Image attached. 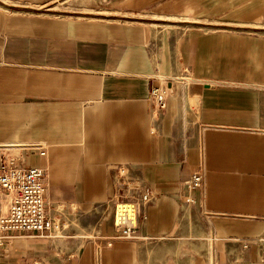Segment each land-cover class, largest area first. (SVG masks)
I'll use <instances>...</instances> for the list:
<instances>
[{
	"label": "crops",
	"instance_id": "obj_1",
	"mask_svg": "<svg viewBox=\"0 0 264 264\" xmlns=\"http://www.w3.org/2000/svg\"><path fill=\"white\" fill-rule=\"evenodd\" d=\"M0 157L42 169L67 223L0 264H264V0H0Z\"/></svg>",
	"mask_w": 264,
	"mask_h": 264
},
{
	"label": "built area",
	"instance_id": "obj_2",
	"mask_svg": "<svg viewBox=\"0 0 264 264\" xmlns=\"http://www.w3.org/2000/svg\"><path fill=\"white\" fill-rule=\"evenodd\" d=\"M168 82L152 86L150 101L154 108L163 111L166 108L170 88ZM42 154V152H41ZM118 190L129 189L136 194L142 203H150L154 196L148 186L137 184L125 166L116 169ZM45 173L40 168H25L15 160H3L0 157V196L7 198V206L3 211L0 205V246L12 234L30 233L41 238H53L56 233L66 229L67 223L58 214L51 216L46 208L44 198ZM188 192L186 202L191 203L190 194L203 187L201 173H194L184 182ZM59 214L63 206H58ZM136 231L130 225L115 228V233L106 245L111 246L113 240H135ZM97 252H101L98 248Z\"/></svg>",
	"mask_w": 264,
	"mask_h": 264
},
{
	"label": "rangeland",
	"instance_id": "obj_3",
	"mask_svg": "<svg viewBox=\"0 0 264 264\" xmlns=\"http://www.w3.org/2000/svg\"><path fill=\"white\" fill-rule=\"evenodd\" d=\"M205 15V18H204V20H205V26H204V28H203V31H207V32H210L211 31V25L208 23V22H210L211 21V14L210 13H208V14H204ZM248 31V30H247ZM186 74V73H185ZM181 82H183L184 84H187V83H189V80H185V79H180L179 77H176L175 79H173L172 81H171V83H176V84H178V85H181L180 83ZM182 83V85H184ZM159 85H163L164 86V82H160L159 83ZM167 86H168V83H167ZM168 96H169V94H168ZM127 191H131V190H129V189H122L121 191H120V196L121 197H124L125 195H126V193H127ZM125 192V193H124ZM132 192V191H131ZM45 198V197H44ZM46 203V202H45ZM46 208H47V204H46ZM47 211H48V208H47ZM62 212H65V209H63L62 210ZM59 216H61L62 214L60 213H57ZM51 216H54V215H51ZM64 223H65V220L63 219L62 220ZM25 234H30V233H25ZM30 235H32L34 238V240L36 241V240H38V241H43V240H48L47 238H41V237H39V236H37V235H35V234H30ZM56 235L57 236H60V232L59 233H56ZM4 242V241H3ZM4 244H2L1 246L2 247H4L3 246ZM0 246V252H3V249H2V247ZM101 247V246H100ZM99 248V247H98ZM97 248V249H98ZM17 249H19V246H18V248ZM96 249V250H97ZM97 256L99 255V252H97V254H96ZM13 259H11V258H9V257H6V259H5V261L6 262H10V264H16L15 262H11Z\"/></svg>",
	"mask_w": 264,
	"mask_h": 264
}]
</instances>
